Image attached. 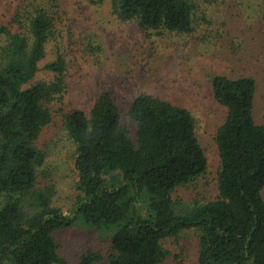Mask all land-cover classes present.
I'll return each mask as SVG.
<instances>
[{
    "label": "trees",
    "instance_id": "trees-1",
    "mask_svg": "<svg viewBox=\"0 0 264 264\" xmlns=\"http://www.w3.org/2000/svg\"><path fill=\"white\" fill-rule=\"evenodd\" d=\"M59 1L19 0L11 19L0 18V264H68L55 235L78 223L111 237L106 261L89 252L79 264H164L169 243L186 233L198 237V264H264L257 79L212 77L214 98L226 110L215 136L218 196L186 200L178 193L196 187L209 171L189 109L149 93L126 111L104 93L88 113L70 111L60 54L45 67L53 78L37 81L49 44L58 41ZM86 1L110 2L118 20L142 30L194 33V0ZM54 125L55 133L41 143ZM60 135L77 153L80 194L69 215L55 206L56 185L40 181Z\"/></svg>",
    "mask_w": 264,
    "mask_h": 264
},
{
    "label": "rangeland",
    "instance_id": "rangeland-1",
    "mask_svg": "<svg viewBox=\"0 0 264 264\" xmlns=\"http://www.w3.org/2000/svg\"><path fill=\"white\" fill-rule=\"evenodd\" d=\"M194 2V33L180 36L142 30L135 22L123 23L112 14L110 2L60 0L58 41L49 44L37 81L53 78L45 67L60 54L67 66L63 101L70 111L88 113L104 93L111 94L126 111L138 96L149 93L189 109L198 121L209 171L196 187L182 190L178 196L213 200L218 196L220 168L215 136L226 110L214 98L211 79L215 75L255 77L259 83L256 120L264 124V33L259 0ZM18 5L19 0H0V18L11 19ZM126 123L134 129L129 119ZM56 130L54 125L46 131L41 143ZM76 156L72 143L62 135L56 137L50 145L49 164L40 176V181L56 185L55 206L66 215L80 194ZM107 235L78 223L55 236L67 263L79 264L89 252H98L106 261L111 252V237ZM168 249L164 264H198L195 233L174 239Z\"/></svg>",
    "mask_w": 264,
    "mask_h": 264
}]
</instances>
